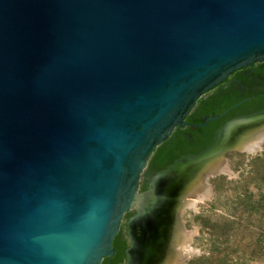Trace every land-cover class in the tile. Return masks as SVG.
Returning a JSON list of instances; mask_svg holds the SVG:
<instances>
[{
  "label": "water",
  "instance_id": "1",
  "mask_svg": "<svg viewBox=\"0 0 264 264\" xmlns=\"http://www.w3.org/2000/svg\"><path fill=\"white\" fill-rule=\"evenodd\" d=\"M263 61L264 0H0V264H102L125 214H146L155 149Z\"/></svg>",
  "mask_w": 264,
  "mask_h": 264
},
{
  "label": "rangeland",
  "instance_id": "2",
  "mask_svg": "<svg viewBox=\"0 0 264 264\" xmlns=\"http://www.w3.org/2000/svg\"><path fill=\"white\" fill-rule=\"evenodd\" d=\"M261 108L264 102L250 110ZM221 164L226 167V173L205 179L210 189L208 198L180 215V228L191 238L195 253L183 254L178 261L264 264V143L254 154L231 150L221 158ZM151 182L144 179L142 190ZM128 220V217L123 219L121 228V237L126 241ZM125 263L123 253L113 264Z\"/></svg>",
  "mask_w": 264,
  "mask_h": 264
},
{
  "label": "bare ground",
  "instance_id": "3",
  "mask_svg": "<svg viewBox=\"0 0 264 264\" xmlns=\"http://www.w3.org/2000/svg\"><path fill=\"white\" fill-rule=\"evenodd\" d=\"M231 143L238 151L258 152L264 143V118L236 129ZM220 158L218 155L196 166L179 165L154 190L139 198V207L143 208L140 214L147 212L149 217L142 224L138 219L131 221L135 236L130 264H185L178 259L195 253L191 238L180 228L179 218L186 209H194L197 202L208 198L210 189L205 179L209 175L227 172Z\"/></svg>",
  "mask_w": 264,
  "mask_h": 264
},
{
  "label": "flooded vegetation",
  "instance_id": "4",
  "mask_svg": "<svg viewBox=\"0 0 264 264\" xmlns=\"http://www.w3.org/2000/svg\"><path fill=\"white\" fill-rule=\"evenodd\" d=\"M211 100L213 106H217L225 101H228L232 103L222 114L215 115L213 114L211 117L208 116L206 110H201V106L205 105L204 103L207 100ZM264 99V61L254 63L253 65H250L248 67H245L243 69H239L232 73L230 76H228L222 83H220L216 88L212 89L209 93L204 95L202 98H200L195 106V108L191 111V113L188 115H192V119H188V117L185 119L184 125L177 127L174 131L178 132V134L181 136L183 135L186 137L190 142L194 141L195 135L191 132L190 128L194 125L193 122L199 118L202 119L204 122L201 123L200 127L203 128L202 131H200L201 135H204L206 132L205 127L211 122L216 121L221 118H224L227 116V114L234 109H237L239 107H251L252 104H255L261 100ZM247 108L244 112L236 113L232 116L226 117L221 124L216 127L215 129H212V142L207 147L198 150L197 152H179V153H173L172 158L170 161H168L166 164H163L162 161L165 160V157L167 155H170V150H172L175 146V141L170 140L168 143H163L162 145L158 146L152 156L149 158L147 167L144 170L142 174V178L140 181V193L148 192L151 190H154L156 188V184L160 182V180L168 174L170 171H172L174 168H176L179 165H184L188 161L195 159L199 156H201L203 153L211 149V147L216 143L219 134L222 132L224 127L231 121L241 118H250L252 116L264 113V108L261 109H253ZM250 110V111H248ZM215 118L214 120H211L207 123H205L208 119ZM202 124H204L202 126ZM173 133V134H174ZM157 167V168H156ZM172 169V170H171ZM152 180L150 186L147 189L142 190L141 188V182L143 180ZM147 211V210H146ZM137 211H129L125 214V217H128V240L126 241L121 237V228L123 225V222L121 223V226L119 228V231L117 235L114 238L113 241V250L114 253L111 257L106 258V261H103L102 264H113L118 259H120V256L124 253L126 256V263L130 264L131 260V253L134 248V236L132 234L131 230V221L138 219L139 223H144L148 219V213L138 216ZM123 218V219H124ZM123 221V220H122ZM115 240L117 241V245H114ZM105 260V259H104Z\"/></svg>",
  "mask_w": 264,
  "mask_h": 264
},
{
  "label": "trees",
  "instance_id": "5",
  "mask_svg": "<svg viewBox=\"0 0 264 264\" xmlns=\"http://www.w3.org/2000/svg\"><path fill=\"white\" fill-rule=\"evenodd\" d=\"M262 102H264V99L252 104L251 107H239L237 109L231 110L227 116H225L224 118H221L219 120L216 121H211L206 127V132L204 135L200 134V131L203 130L202 127L198 126L201 123H203L204 121L202 119L197 118L194 122H193V126L190 128L191 132L193 133V135H195L194 137V141L190 142L186 137H184L183 135H179L178 132H175L174 134H172V136L165 142L168 143V141L173 140L175 141V146L172 150H170V155H167L165 157V160L162 161L163 164H166L168 161H170V159L172 158V154L173 153H179V152H197L200 149H203L205 147H207L209 144H211L213 138H212V129L218 127L221 122L228 116H232L236 113L242 112L244 110H246L247 108H252L254 106L260 105ZM204 103H206L204 106H201V110H206L208 116H212L213 114L215 115H219L222 114L232 103L225 101L219 105H217L216 107L212 105L211 100H207ZM192 115H190L188 117V119H192ZM114 245H117V241L115 240ZM106 261V259L104 260ZM104 263V262H103Z\"/></svg>",
  "mask_w": 264,
  "mask_h": 264
}]
</instances>
